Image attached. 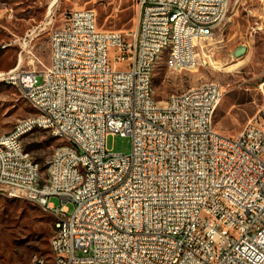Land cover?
Wrapping results in <instances>:
<instances>
[{
  "label": "built area",
  "instance_id": "obj_1",
  "mask_svg": "<svg viewBox=\"0 0 264 264\" xmlns=\"http://www.w3.org/2000/svg\"><path fill=\"white\" fill-rule=\"evenodd\" d=\"M138 5L132 38L99 29L93 9L74 10L50 32L48 64L35 58L26 69L20 55L0 73L21 82L25 99L38 106L18 130L28 135L29 123H45L67 144L66 152L53 151L44 177L20 158L8 164L16 154L9 146L4 167L14 188L7 191L42 199L57 214L50 239L56 264H264V105L241 132L227 136L209 120L220 83L163 102L149 92L151 62L167 45L169 24L194 22L207 35L226 20L230 0ZM51 23L52 16L26 38ZM181 39L183 56L174 62L188 61L192 69L199 60H186L185 52L198 51L186 50ZM115 135L131 138L129 153L107 148ZM72 165H82V172H72ZM52 197L64 204L55 207ZM31 264H41V256Z\"/></svg>",
  "mask_w": 264,
  "mask_h": 264
},
{
  "label": "rangeland",
  "instance_id": "obj_2",
  "mask_svg": "<svg viewBox=\"0 0 264 264\" xmlns=\"http://www.w3.org/2000/svg\"><path fill=\"white\" fill-rule=\"evenodd\" d=\"M52 2L0 0V73L15 67L20 55L26 69L32 66L35 58L48 64L50 32L63 25L74 10L93 9L101 30L121 31L127 38H132L136 31L138 0ZM49 9L50 16L47 17ZM51 16L52 23L46 30L38 36L26 38L30 30ZM199 41L193 46V50L198 51L194 53L199 61H195L192 69H186L187 62L174 69L168 68L165 55L159 59L153 74L155 97L163 102L171 94L209 81L218 82L223 92L214 115V126L224 135L235 136L264 105V0H230L226 20L215 28L212 36ZM240 45H245L247 51L234 57L233 52ZM35 112L20 88L0 78V135L10 134L19 120ZM63 144L65 142L44 129L34 130L23 140L25 150L39 164L43 177L46 176L48 159ZM131 147L132 140L128 136L115 135L107 139V148L113 152L127 154ZM50 202L55 207L64 204L58 197H52ZM66 205L70 212L74 210L73 203ZM47 216H52L56 224L54 214L44 211L39 204L11 197L0 189V264H31L36 256L44 257L46 264H53L51 250L40 254L33 239L35 230L41 225V217ZM87 253L86 250L76 252L77 255Z\"/></svg>",
  "mask_w": 264,
  "mask_h": 264
},
{
  "label": "bare ground",
  "instance_id": "obj_3",
  "mask_svg": "<svg viewBox=\"0 0 264 264\" xmlns=\"http://www.w3.org/2000/svg\"><path fill=\"white\" fill-rule=\"evenodd\" d=\"M220 2H227V0H220ZM182 6H194V0H181ZM199 9H207V1H199ZM212 16H219V9H212ZM215 28H207V35H212ZM206 33L202 32L201 27L198 24H194V22H183L182 19L173 20V24H169L168 28V40L167 45L161 47L159 53H155L154 60L151 62V78L149 83V92H154L153 85V74L158 63L159 59L165 55V65L168 68H177L180 65H183L184 62L188 61H179L175 63L174 61L181 59L183 56L182 49V39L185 40L186 50H193V46L198 45L200 43L199 40L207 38ZM198 55L194 52H185L186 60H196ZM209 57V56H208ZM195 63V61H194ZM214 64V63H213ZM217 67V66H216ZM7 83L12 84L20 88L22 92L21 82L18 80H10L4 79ZM207 83L201 84L199 86L190 88L187 92H197L198 88H205ZM222 94H220L221 100ZM220 102H217L216 106L213 107V111H209V120H214V115L216 109ZM36 112L38 113V106L32 105ZM251 122V120L249 121ZM49 130L52 132V128L49 126H45V123H29V130ZM55 137L61 140V136L59 133H52ZM27 136V129L18 130V124L15 126L14 130L8 135H0V189L3 190L7 195L11 197H17L26 199L31 202H35L39 204L42 209L48 212L47 203H44L42 199H35L31 196H24L22 193H13L7 191L8 189L14 188V180L12 178V172H10L9 167H4L7 163V153H9V146H16V154L8 155V164L17 165L19 164V158L24 160L26 165H33L35 172H41V168L38 163L34 162L31 158L29 152H27L23 146V140ZM55 150H59V152L67 151V144H63L57 147ZM72 172H82V165H72ZM26 175H33V168H26ZM53 195H60V188H53ZM57 219V214L52 213ZM57 226V222L55 224V229ZM39 257V256H36ZM41 264H46V260L41 256ZM53 264H56V254H53Z\"/></svg>",
  "mask_w": 264,
  "mask_h": 264
},
{
  "label": "trees",
  "instance_id": "obj_4",
  "mask_svg": "<svg viewBox=\"0 0 264 264\" xmlns=\"http://www.w3.org/2000/svg\"><path fill=\"white\" fill-rule=\"evenodd\" d=\"M44 214H47L44 212ZM49 215V214H48ZM41 225L34 232V241L36 243L35 249L40 254H46L50 249V239L55 229V220H52V216L41 217Z\"/></svg>",
  "mask_w": 264,
  "mask_h": 264
},
{
  "label": "water",
  "instance_id": "obj_5",
  "mask_svg": "<svg viewBox=\"0 0 264 264\" xmlns=\"http://www.w3.org/2000/svg\"><path fill=\"white\" fill-rule=\"evenodd\" d=\"M246 51H247L246 46L240 45L234 50L233 56L234 57H240V56L244 55L246 53Z\"/></svg>",
  "mask_w": 264,
  "mask_h": 264
},
{
  "label": "crops",
  "instance_id": "obj_6",
  "mask_svg": "<svg viewBox=\"0 0 264 264\" xmlns=\"http://www.w3.org/2000/svg\"><path fill=\"white\" fill-rule=\"evenodd\" d=\"M56 1H57V0H56ZM56 1H55V2H56ZM53 2H54V0H53ZM53 2H52V3H53ZM55 2H54V3H55ZM52 3H51V5H50V8L53 6ZM54 3H53V4H54ZM50 11H51V9H49V12H50Z\"/></svg>",
  "mask_w": 264,
  "mask_h": 264
}]
</instances>
